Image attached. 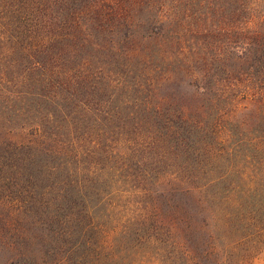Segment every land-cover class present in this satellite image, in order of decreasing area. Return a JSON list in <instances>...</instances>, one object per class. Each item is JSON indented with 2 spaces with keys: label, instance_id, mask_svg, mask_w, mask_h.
<instances>
[{
  "label": "rangeland",
  "instance_id": "rangeland-1",
  "mask_svg": "<svg viewBox=\"0 0 264 264\" xmlns=\"http://www.w3.org/2000/svg\"><path fill=\"white\" fill-rule=\"evenodd\" d=\"M0 264H264V0H0Z\"/></svg>",
  "mask_w": 264,
  "mask_h": 264
}]
</instances>
